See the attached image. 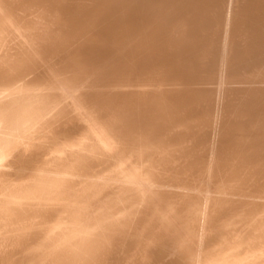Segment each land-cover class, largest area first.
Listing matches in <instances>:
<instances>
[{"label": "bare ground", "instance_id": "obj_1", "mask_svg": "<svg viewBox=\"0 0 264 264\" xmlns=\"http://www.w3.org/2000/svg\"><path fill=\"white\" fill-rule=\"evenodd\" d=\"M0 264H264V0H0Z\"/></svg>", "mask_w": 264, "mask_h": 264}]
</instances>
